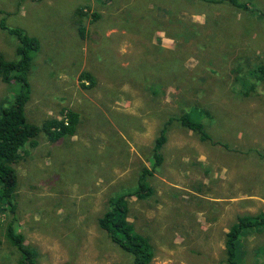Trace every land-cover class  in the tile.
Masks as SVG:
<instances>
[{"label":"rangeland","instance_id":"rangeland-1","mask_svg":"<svg viewBox=\"0 0 264 264\" xmlns=\"http://www.w3.org/2000/svg\"><path fill=\"white\" fill-rule=\"evenodd\" d=\"M238 1L252 11L227 0H0V53L16 60L19 45L2 21L41 44L28 121L41 126L64 108L81 118L74 137L51 143L41 133L15 166V228L37 264H133L98 220L152 169L165 124L193 109L212 141L174 121L165 161L148 179L154 194L128 198L129 221L150 239L151 264H227L231 227L264 212V77L252 79L250 97L237 80L264 67V0ZM83 72L95 87H83ZM14 93L0 80V108ZM4 209L0 264H19ZM241 252L242 264H264V231L245 235Z\"/></svg>","mask_w":264,"mask_h":264},{"label":"trees","instance_id":"trees-1","mask_svg":"<svg viewBox=\"0 0 264 264\" xmlns=\"http://www.w3.org/2000/svg\"><path fill=\"white\" fill-rule=\"evenodd\" d=\"M202 1L215 4L225 2V0ZM227 1L236 9L252 11L246 3H240L238 0ZM78 15L86 17L88 14L81 10L78 11ZM1 28L10 35L15 36L19 41V45L16 51V60H7L0 53V80L10 86H15L12 105L0 108V206H5L4 213H8L7 216L10 219L5 228V236L7 241L21 255L19 264H37L38 251L26 245L25 237L18 233L15 228L18 210L16 202L18 175L15 166L22 158V153L27 146L33 148L38 146L37 138L41 133H44L51 143L74 137L77 134L81 118L80 114L74 110L64 108L61 112V118H50L44 121L41 126L28 121L26 110L33 93L30 77L34 57L40 51L41 44L38 39L29 37L21 30L8 28L4 21L1 22ZM79 33L81 38H84L85 28L83 26L79 28ZM237 76L238 74H235L234 78ZM242 77L243 75L237 77V80L242 83V87L238 91L239 95L250 97L251 94L256 93L255 84L263 80L264 67H259L251 72L250 77ZM252 79H256L255 84ZM80 80L90 83L88 86L83 85L88 90L95 87L96 78L90 72H83ZM206 115L210 116L208 113ZM201 118H204L203 113L199 109H193L192 113H185L179 118L170 119L155 142L152 169L143 170L136 187L111 198L107 212L98 220L99 227L107 232L115 245L133 259V264H151L155 257V251L150 239L138 233L134 224L129 221L130 206L128 198L136 197L138 200L144 201L154 194L148 179L158 171L165 161L163 149L168 142L169 126L174 121L194 131L201 141H212L205 124L201 122ZM251 231H264V212L254 216L240 217L238 222L231 227L226 235L227 264H242L241 240ZM1 245L2 241L0 240V247Z\"/></svg>","mask_w":264,"mask_h":264}]
</instances>
